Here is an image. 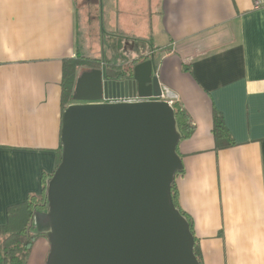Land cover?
<instances>
[{"label": "crops", "instance_id": "1", "mask_svg": "<svg viewBox=\"0 0 264 264\" xmlns=\"http://www.w3.org/2000/svg\"><path fill=\"white\" fill-rule=\"evenodd\" d=\"M107 1L114 5L107 28L100 13L96 68L150 59L165 100L180 103L194 125L177 143L174 181L202 264H264V6ZM79 26L76 0H0V226L8 207L39 194L56 168L62 60L98 58L87 54ZM214 111L228 147L215 148ZM48 250L38 235L25 264H45Z\"/></svg>", "mask_w": 264, "mask_h": 264}, {"label": "water", "instance_id": "2", "mask_svg": "<svg viewBox=\"0 0 264 264\" xmlns=\"http://www.w3.org/2000/svg\"><path fill=\"white\" fill-rule=\"evenodd\" d=\"M152 61L130 75L81 71L60 117V161L31 231L45 235V264H200L171 185L181 171L172 106ZM137 97L138 100L118 99Z\"/></svg>", "mask_w": 264, "mask_h": 264}, {"label": "trees", "instance_id": "3", "mask_svg": "<svg viewBox=\"0 0 264 264\" xmlns=\"http://www.w3.org/2000/svg\"><path fill=\"white\" fill-rule=\"evenodd\" d=\"M99 64L100 62L96 58L81 55L62 60V76L60 82L61 111L72 102L71 100L75 81L81 68L84 66L87 68H96ZM131 69V64L124 67L107 64L104 66L103 71L108 76H119L130 75ZM171 106L173 108L175 121L180 132V138L189 137L194 129V125L189 114L177 101L172 102ZM211 133L216 149L228 147L233 144L232 138L230 137V134L218 111L213 112ZM60 154L61 146L59 143L56 150V166L60 161ZM45 184L46 179H43V186L39 194L29 196L27 200L8 207L7 223L0 226V264L26 263L34 240L38 235H41L39 233L32 232L30 229L33 210L35 208L43 209L45 207ZM171 195L175 206L178 207L175 181L171 185ZM193 249L197 260L200 264H202L199 247L195 239Z\"/></svg>", "mask_w": 264, "mask_h": 264}, {"label": "rangeland", "instance_id": "4", "mask_svg": "<svg viewBox=\"0 0 264 264\" xmlns=\"http://www.w3.org/2000/svg\"><path fill=\"white\" fill-rule=\"evenodd\" d=\"M113 5L114 4L111 2L109 4L107 0H76L77 21H79V24H83V23L85 24V30L84 28L82 29V27L80 26L78 27L80 37L82 36L85 37L84 43H85V46L88 47L87 54L98 56V58L97 57L95 58L99 60V62L101 61V56H102L101 53H102V49L104 48L102 44H100V42L98 41V36L96 35V32L100 28L101 21H102V16L100 15V13L103 14V17L105 15V21H104L103 26L104 28H107V24H108L107 8H111L113 7ZM141 23L143 27L145 26V23L147 24V22L144 21L142 17H140V19L136 21V24L141 25ZM142 26L140 29H138L140 30L139 34L145 35V31H143ZM147 36H150V34L147 33ZM98 46L100 47V49ZM110 51L113 53L116 50L110 49ZM85 68L87 67L84 66L81 68V70H84ZM43 237L45 236L43 235Z\"/></svg>", "mask_w": 264, "mask_h": 264}, {"label": "built area", "instance_id": "5", "mask_svg": "<svg viewBox=\"0 0 264 264\" xmlns=\"http://www.w3.org/2000/svg\"><path fill=\"white\" fill-rule=\"evenodd\" d=\"M252 1V7L254 9H258L262 6H264V0H251ZM162 97L165 99L164 97V94L162 93ZM138 100L139 98L137 97H130V98H122V99H118L119 101L122 100V101H133V100ZM168 103L171 105L172 104V100H167Z\"/></svg>", "mask_w": 264, "mask_h": 264}, {"label": "flooded vegetation", "instance_id": "6", "mask_svg": "<svg viewBox=\"0 0 264 264\" xmlns=\"http://www.w3.org/2000/svg\"><path fill=\"white\" fill-rule=\"evenodd\" d=\"M135 100V99H134ZM120 101H122V100H120Z\"/></svg>", "mask_w": 264, "mask_h": 264}]
</instances>
